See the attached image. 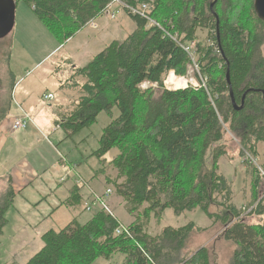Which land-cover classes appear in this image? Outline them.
Segmentation results:
<instances>
[{"label": "trees", "instance_id": "1", "mask_svg": "<svg viewBox=\"0 0 264 264\" xmlns=\"http://www.w3.org/2000/svg\"><path fill=\"white\" fill-rule=\"evenodd\" d=\"M21 1L61 42L105 15L111 3ZM122 1L137 6L150 0ZM153 1L150 17L161 28H149L147 20L128 14L135 31L111 43L85 67H74L71 79L62 85L64 90L77 89L80 95L71 109L58 115L55 126L69 139L95 124L101 113L113 116L117 109L119 115L103 130L94 153L103 162L114 149L119 152L112 165L124 181L118 185L107 178V183L115 185L133 212L148 205L144 215L154 214L159 220L168 209L181 216L199 208L213 225L202 229L191 222L151 236L145 224L137 221L128 235L115 236L117 221L98 211L85 224L74 220L64 229L45 233L43 248L27 264H94L116 254L125 256V264H215L211 245L218 241L231 246L227 264H264L263 186L256 178L252 204L244 208L251 210L249 216L260 218L250 224L232 203L231 183L219 174V162L226 155L221 144L226 125L253 157L257 144L264 143V20L256 14L255 0H218L213 9L215 0ZM205 29L210 30L216 46L205 49L197 44L196 61L207 80L206 88L166 90L167 74L174 71L185 77L192 64L180 44L197 42L198 31ZM4 50L0 45V63L7 61ZM147 81L159 85L158 96L153 89H140ZM231 90L239 107L244 100L241 110L235 109ZM250 90L255 92L246 95ZM260 170L264 173V165ZM252 172L254 177L260 173L255 168ZM77 191V187L72 189L69 204L80 199ZM16 195L10 181L0 196V239ZM212 206L221 208V213L212 212ZM216 229L221 232L215 241L187 253L195 234Z\"/></svg>", "mask_w": 264, "mask_h": 264}, {"label": "rangeland", "instance_id": "2", "mask_svg": "<svg viewBox=\"0 0 264 264\" xmlns=\"http://www.w3.org/2000/svg\"><path fill=\"white\" fill-rule=\"evenodd\" d=\"M251 22L254 27L255 21ZM95 23L98 29L88 25L72 39L61 42L37 18L33 9L20 0L13 32L0 40L7 54L6 63H0V196L10 181L17 194L7 212L8 224L0 239V264H27L43 248L45 233L64 229L74 220L87 223L100 210L94 207L92 212L86 211L92 193L104 196L108 189L112 190L107 199L114 215L112 218L126 227L137 221L143 222L151 236L159 235L166 228L185 227L191 222L202 229L212 224L199 208L181 216L168 209L159 220L154 214L144 215L148 205L133 212L132 206L117 194L115 185L107 183V178L116 180L118 185L124 181L112 165L119 152L114 149L103 162L94 153L99 149L103 130L119 115L117 109L113 116L101 113L95 124L69 139L55 126L58 115L71 109L80 95L77 89H62V85L71 79L74 67H85L111 43L127 39L136 29L127 13H121L115 19L105 14ZM213 42L210 30L198 31L196 44L205 49H216ZM262 51L264 56V46ZM194 57L198 59V55ZM188 68L184 78L188 83L195 80L201 85L199 76L202 72L197 61ZM153 90L155 97L161 92L159 86ZM49 95L53 99L45 100ZM21 108L34 117L36 126L28 123L26 130L14 132V120L23 115ZM225 128L227 134L221 144L226 148V155L219 162V174L232 185V203L244 213L248 223L257 224L260 218L249 216L244 208L252 204V185L256 178L264 190V173L260 170L264 165V143L257 144V156L253 157L244 151L241 141L227 125ZM211 158L208 157L209 168ZM254 168L260 171L255 177ZM76 187L80 199L69 204L72 189ZM211 211L221 213L222 210L212 206ZM220 232L216 229L195 234L192 248L187 253L211 244ZM211 247L214 263L227 264L231 246L218 241ZM94 264H125V256L116 254L108 260L100 258Z\"/></svg>", "mask_w": 264, "mask_h": 264}, {"label": "built area", "instance_id": "3", "mask_svg": "<svg viewBox=\"0 0 264 264\" xmlns=\"http://www.w3.org/2000/svg\"><path fill=\"white\" fill-rule=\"evenodd\" d=\"M154 8V1L150 0L149 2H145L142 4H139L137 6H131L128 4H125L122 0H111V3L108 5L107 10H106V14H108L112 19H115L118 15H120L121 13H127L129 15L135 16V17H139L142 19H145L148 21V27L152 28V27H158L161 28L160 25L154 21L153 19H151L150 17V12L153 10ZM89 26H91L93 29H97V25L95 23V20H92L89 24ZM174 40L177 41V38L174 37ZM181 47L185 50V52H187V54L189 55L191 62L192 63H196V60L194 59L195 57V53H196V48H197V44L196 42L190 43V44H180ZM174 76L176 78H180V76L178 77L177 74L174 71L169 72V75L167 76V79L165 81V89L168 91H178V90H185L189 87L192 88H206V82L207 80H205L202 76H199L201 79V85L199 82H195V80L193 82H190L183 87V88H179V89H172V85L168 86L167 85V80L171 77ZM183 79H186L184 77H181ZM187 80V79H186ZM189 84H191L189 86ZM159 85L157 83H151L149 81L144 82L140 85V89L143 90H149V89H155L157 88ZM53 96L49 95L45 97V100H52ZM31 117L28 115H24L23 117L20 118H16L14 120V124L12 126V130L15 132H19V131H23L27 129L28 123L31 122ZM64 182V180H62ZM77 184H80V181L78 179H76ZM112 195V190L108 189L106 191V194L104 196H97L96 194L92 193L91 198L89 199L87 205H86V211L88 212H92L94 207H98V209H100L99 211H104L106 212L108 215H110L111 217H114L113 212L110 210L109 208V203L107 201V199ZM91 202V203H90ZM251 210L248 211L247 214H249ZM97 213V212H96ZM116 220V219H115ZM118 227L115 231V236H123V235H128L130 232V228L126 227L125 225H123L121 222H118Z\"/></svg>", "mask_w": 264, "mask_h": 264}, {"label": "water", "instance_id": "4", "mask_svg": "<svg viewBox=\"0 0 264 264\" xmlns=\"http://www.w3.org/2000/svg\"><path fill=\"white\" fill-rule=\"evenodd\" d=\"M217 2L218 0H215V2L211 5V9H213L214 5ZM254 8L259 18L264 20V0H255ZM16 10L17 4L15 0H0V40L7 38L13 32L16 23ZM227 81L230 84L229 72H227ZM252 91L255 92V90H250L246 93V95ZM261 92L264 95V90H262ZM230 95L235 109L241 110L244 105V100L242 101V106L239 107L236 104L232 90L230 92ZM246 95L244 97H246Z\"/></svg>", "mask_w": 264, "mask_h": 264}, {"label": "bare ground", "instance_id": "5", "mask_svg": "<svg viewBox=\"0 0 264 264\" xmlns=\"http://www.w3.org/2000/svg\"><path fill=\"white\" fill-rule=\"evenodd\" d=\"M198 62V61H197ZM187 80L183 79V78H176L174 76H171L168 80H167V85L170 86L172 85V89H179V88H183L186 84H187Z\"/></svg>", "mask_w": 264, "mask_h": 264}, {"label": "crops", "instance_id": "6", "mask_svg": "<svg viewBox=\"0 0 264 264\" xmlns=\"http://www.w3.org/2000/svg\"><path fill=\"white\" fill-rule=\"evenodd\" d=\"M97 29H98V26H97ZM21 110V112L23 113V115L21 116V117H23L24 115H28V116H30L32 119H31V122H29V123H31L32 125H34V126H36V123H35V121H34V117H32V115H30V113H28L26 110H23L22 108L20 109ZM11 129V126L9 127V130ZM15 132V131H14ZM20 132V131H19ZM219 167H220V163H219ZM6 189H7V187H5L4 188V192L6 191ZM3 192V193H4ZM2 193V194H3ZM210 222H212V221H210ZM213 224H211L210 226H212ZM209 226V227H210ZM209 227H207V228H209ZM53 230V229H52Z\"/></svg>", "mask_w": 264, "mask_h": 264}]
</instances>
